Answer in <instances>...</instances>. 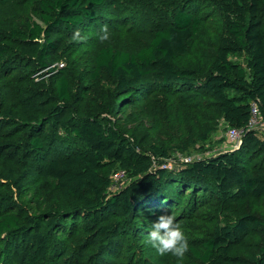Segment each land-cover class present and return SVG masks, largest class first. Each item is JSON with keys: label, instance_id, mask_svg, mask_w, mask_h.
I'll use <instances>...</instances> for the list:
<instances>
[{"label": "rangeland", "instance_id": "obj_1", "mask_svg": "<svg viewBox=\"0 0 264 264\" xmlns=\"http://www.w3.org/2000/svg\"><path fill=\"white\" fill-rule=\"evenodd\" d=\"M38 1L0 0V33H6L10 27L24 29L31 20L42 23ZM181 7L197 15L200 24L188 53L175 57L172 63L206 71L216 39L222 32V22L218 9L204 0H108L92 9L93 19L78 26L57 28L52 34L57 46L46 59L47 67L40 68L28 57L25 60L11 57L0 66V105L24 109L29 106L25 95L32 90L45 89L56 95V80L65 75L70 95L67 115L73 121L80 122L90 115L103 118L129 135L144 158H148L152 145H163L170 154L164 185L150 196H143L145 203L138 205L133 213L124 216L70 214L69 200L43 176L35 153L27 146L28 128L18 122L0 123V134L11 132L18 144V149L0 155V218L15 214L18 224L25 227V233L18 235L0 234V264H15L12 241L20 245L33 228L30 219L43 221L47 211L61 213L58 222H63V226L43 229L49 246L46 256L37 264H163L165 259L168 264H200L203 243L214 228L232 227L244 214L251 218L246 217L244 228L232 237L228 257L234 264H249L250 258L257 254L264 235V194L239 199L216 194L200 184L191 187L178 184L174 179L179 168L188 162L221 150H233L245 170L264 168L262 145L245 148L242 137L237 143L228 141L229 127L199 82L176 90L175 86H157L156 80L148 76L145 83H150L152 88L145 95L137 96L134 92L124 94L117 90L116 80L110 75L93 76L94 56L100 46L109 44L137 50ZM103 25L108 26L112 35L110 40L101 43L98 33ZM76 29L86 36L85 40L72 41ZM230 59L245 65L240 53L230 55ZM203 73L195 72L194 76L200 79ZM40 130L42 134H54L52 153L47 157L70 154L81 148L60 126L46 123ZM253 130L264 145V130ZM206 131H209L206 138L200 139ZM187 139L194 142L185 150L178 148ZM164 163L153 162L151 168L155 170ZM101 172L111 178L109 191L134 180L129 171H122L116 165L105 167ZM165 213L175 215L188 239L189 251L183 261L171 255H159L146 242L151 223ZM112 219L117 220V228L103 238L95 236L94 228Z\"/></svg>", "mask_w": 264, "mask_h": 264}, {"label": "trees", "instance_id": "obj_2", "mask_svg": "<svg viewBox=\"0 0 264 264\" xmlns=\"http://www.w3.org/2000/svg\"><path fill=\"white\" fill-rule=\"evenodd\" d=\"M107 1L39 0L42 23L31 20L26 22L24 29L10 27L6 33H0V66L11 57L24 60L28 57L34 59L40 68L47 67L46 59L57 46L52 38L57 28L78 26L93 19L92 9ZM204 1L218 9L222 22V32L216 39L206 71L198 67L181 68L172 63L175 57L188 53L200 24L197 15L181 7L137 50H124L109 44L100 46L94 56L93 76L110 75L116 80L117 90L124 94L134 92L137 96L145 95L152 88L150 83H145L148 76L156 80L157 86H175L176 90L199 82L227 126L243 129L242 145L249 149L255 144L264 148L255 131L246 128L253 102L264 117V0ZM236 53L244 56L245 65L230 59V55ZM195 72H204L202 78L195 77ZM69 98L68 79L60 75L56 80V95L45 89L32 90L25 95L29 106L24 109L14 110L10 105H0V123L11 125L18 122L28 128L27 146L35 153L43 176L69 200L70 214L124 216L133 213L138 205L145 203L143 196H150L164 185L166 163L170 159L168 148L152 145L148 158H144L133 139L112 122L93 115L80 122L73 121L67 115ZM46 123L62 127L66 135L81 144L80 150L47 157L52 153L54 134L41 133L40 128ZM208 132L199 138L204 140ZM193 142L194 139H187L178 148L185 150ZM16 149L18 144L11 132L0 134V155ZM153 162L165 163L154 170L151 168ZM114 165L122 171H129L134 180L118 190L109 191L111 178L101 171ZM174 181L188 187L200 184L216 194L239 199L264 194V168L245 170L233 150H221L188 162L179 168ZM46 214L43 221L30 219L33 228L20 245L12 241L15 264H37L46 256L49 239L43 229L63 226V222H58L61 213L47 211ZM250 216L242 215L238 224L232 227H215L203 243L200 264H234L228 257L230 242L235 232L244 228V219ZM117 223L116 219L101 223L93 232L103 238L117 228ZM5 232L18 235L25 233V227L18 224L15 214H7L0 218V234ZM163 264H168L166 259ZM249 264H264V235Z\"/></svg>", "mask_w": 264, "mask_h": 264}, {"label": "clouds", "instance_id": "obj_3", "mask_svg": "<svg viewBox=\"0 0 264 264\" xmlns=\"http://www.w3.org/2000/svg\"><path fill=\"white\" fill-rule=\"evenodd\" d=\"M111 35L108 26L103 25L98 33V39L103 43L110 40ZM71 39L74 42H81L86 39V36L82 35L79 29H76L73 31ZM146 242L159 255H171L177 261H183L189 251L188 239L172 213L161 214L156 222L151 223V230L147 234Z\"/></svg>", "mask_w": 264, "mask_h": 264}, {"label": "built area", "instance_id": "obj_4", "mask_svg": "<svg viewBox=\"0 0 264 264\" xmlns=\"http://www.w3.org/2000/svg\"><path fill=\"white\" fill-rule=\"evenodd\" d=\"M246 128H258L264 130V117L261 116L257 104L255 102H253L251 105V115ZM242 133V128L229 127L227 130V139L231 143H237L242 137Z\"/></svg>", "mask_w": 264, "mask_h": 264}]
</instances>
